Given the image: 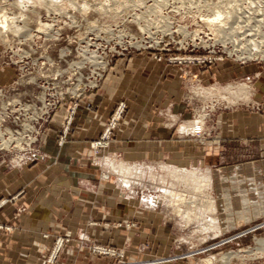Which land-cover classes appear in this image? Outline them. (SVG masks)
<instances>
[{"label":"rangeland","instance_id":"rangeland-1","mask_svg":"<svg viewBox=\"0 0 264 264\" xmlns=\"http://www.w3.org/2000/svg\"><path fill=\"white\" fill-rule=\"evenodd\" d=\"M4 20L0 168L63 151L91 118L89 193L136 200L159 231L0 223V264H264V0H0ZM158 131L190 141L180 160L163 137L158 159L121 151Z\"/></svg>","mask_w":264,"mask_h":264},{"label":"crops","instance_id":"crops-1","mask_svg":"<svg viewBox=\"0 0 264 264\" xmlns=\"http://www.w3.org/2000/svg\"><path fill=\"white\" fill-rule=\"evenodd\" d=\"M85 129L77 132L75 142L63 151L53 149L47 150L46 155L37 157V161L27 168L13 170L5 173L0 168V198L7 200L4 208L0 209V223L11 226L17 237L22 233H45L52 229H64L68 227L71 232L103 230L104 239L107 240L111 234H119L124 244L137 232V228L126 226L128 239L121 228L116 224H127L131 222L140 229L158 230V216L156 212H147L151 224H145L143 215L136 200L127 202L121 193L109 192L107 194L98 192L95 195L89 193L92 180H95L93 170L90 166L80 165L79 161L84 156H89L87 151L88 142L91 140V130L94 121L86 119ZM249 121V120H248ZM247 124L246 129L232 132L231 138L247 140L256 135V129ZM151 141L141 137L135 145L126 144L121 149L126 154L132 153L136 160L158 159L159 143L161 137L166 151L172 152V156L181 159L184 148L187 149L191 143L188 140L178 139L172 132L158 131ZM169 138V139H168ZM183 149V150H182ZM204 150H201V152ZM221 148H216V153ZM51 153V154H50ZM201 160L208 162L213 159L207 151L205 155L199 154ZM170 156V155H169ZM218 159V156H216ZM109 183V182H108ZM104 192V191H103ZM102 215V219H97ZM127 220H126V219ZM108 222L98 226L93 222ZM103 225V226H102ZM159 231V230H158ZM14 237V236H13ZM39 248L43 241L39 237ZM121 240V241H122ZM14 246V241L11 242Z\"/></svg>","mask_w":264,"mask_h":264},{"label":"bare ground","instance_id":"bare-ground-1","mask_svg":"<svg viewBox=\"0 0 264 264\" xmlns=\"http://www.w3.org/2000/svg\"><path fill=\"white\" fill-rule=\"evenodd\" d=\"M51 1V0H50ZM216 17V16H215ZM220 17V15H218V13H217V17H216V19L215 20H217L218 18ZM6 20V19H5ZM5 20L3 21V22H0V23H2L3 25L0 27V33H1V29H6V27H5ZM215 20H212V21H215ZM211 21V22H212ZM209 22V21H208ZM240 22H242V21H240ZM233 30V29H232ZM5 32V31H4ZM257 34V33H256ZM255 34V35H256ZM251 36V35H250ZM254 36V35H253ZM247 37V36H246ZM261 53V52H260ZM262 57H264V54L262 55Z\"/></svg>","mask_w":264,"mask_h":264},{"label":"built area","instance_id":"built-area-1","mask_svg":"<svg viewBox=\"0 0 264 264\" xmlns=\"http://www.w3.org/2000/svg\"><path fill=\"white\" fill-rule=\"evenodd\" d=\"M97 145V144H96Z\"/></svg>","mask_w":264,"mask_h":264}]
</instances>
